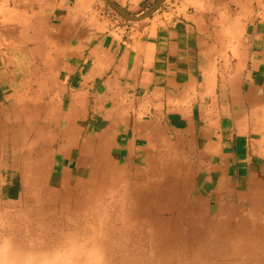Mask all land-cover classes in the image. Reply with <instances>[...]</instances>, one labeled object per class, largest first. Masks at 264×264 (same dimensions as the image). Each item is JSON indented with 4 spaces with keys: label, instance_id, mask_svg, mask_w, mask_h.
I'll list each match as a JSON object with an SVG mask.
<instances>
[{
    "label": "crops",
    "instance_id": "obj_1",
    "mask_svg": "<svg viewBox=\"0 0 264 264\" xmlns=\"http://www.w3.org/2000/svg\"><path fill=\"white\" fill-rule=\"evenodd\" d=\"M113 1L131 14L156 2ZM87 3L0 0L27 20L0 22L20 25L27 46L16 56L0 37V142L32 116L53 126L59 184L87 181L104 156L184 184L190 205L253 203L264 191V0H164L131 24ZM29 77L49 98L32 115L14 98Z\"/></svg>",
    "mask_w": 264,
    "mask_h": 264
},
{
    "label": "rangeland",
    "instance_id": "obj_2",
    "mask_svg": "<svg viewBox=\"0 0 264 264\" xmlns=\"http://www.w3.org/2000/svg\"><path fill=\"white\" fill-rule=\"evenodd\" d=\"M90 4L93 17L125 21L104 0ZM14 19L27 21L0 8V22ZM21 33L20 25H0L16 56L27 48ZM27 64L25 73H35ZM14 98L30 107L28 115L49 101L30 77ZM42 124L28 116L0 142V264H264V191L253 203L233 197L221 206L190 205L184 184L123 171L104 156L87 181L60 185L56 161H49L58 147L54 129Z\"/></svg>",
    "mask_w": 264,
    "mask_h": 264
},
{
    "label": "water",
    "instance_id": "obj_3",
    "mask_svg": "<svg viewBox=\"0 0 264 264\" xmlns=\"http://www.w3.org/2000/svg\"><path fill=\"white\" fill-rule=\"evenodd\" d=\"M104 1L117 13L118 16L129 22H139L152 16V14L155 13L164 2V0H156L154 5L151 8H149L147 11L141 14H131L126 10H124L113 0H104Z\"/></svg>",
    "mask_w": 264,
    "mask_h": 264
},
{
    "label": "bare ground",
    "instance_id": "obj_4",
    "mask_svg": "<svg viewBox=\"0 0 264 264\" xmlns=\"http://www.w3.org/2000/svg\"><path fill=\"white\" fill-rule=\"evenodd\" d=\"M263 256H264V255H263ZM263 256H262V257H263ZM258 258H259V257H258Z\"/></svg>",
    "mask_w": 264,
    "mask_h": 264
}]
</instances>
